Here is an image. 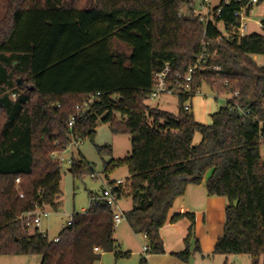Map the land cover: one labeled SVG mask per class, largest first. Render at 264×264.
Listing matches in <instances>:
<instances>
[{
  "label": "trees",
  "instance_id": "16d2710c",
  "mask_svg": "<svg viewBox=\"0 0 264 264\" xmlns=\"http://www.w3.org/2000/svg\"><path fill=\"white\" fill-rule=\"evenodd\" d=\"M249 2H219L221 12L205 24L196 15L197 0H0V256L94 264L102 252L129 255L118 251L113 209L104 201L74 212L58 241L31 231L21 218L36 206L58 209L62 163L52 153L74 140H94L102 121L114 134L130 136V153L106 162L104 172L109 178L116 168H128L117 191L119 199H132L127 222L146 236V254L165 253L161 228L175 200L209 174L208 194L228 199L214 252L264 264V64L253 58L264 55V31L240 35L236 15ZM204 52L221 69L199 71L192 93L203 84L239 90V107L224 105L204 124L184 109L188 95L178 96L177 114L147 104L155 72L169 63L174 79ZM92 96L90 109L69 128L76 105ZM97 149L112 151L109 145ZM70 171L80 177L95 172L81 153ZM183 216L191 222L185 247L173 254L188 262L201 248L198 240L192 247L193 213L171 221ZM140 264H147L146 255Z\"/></svg>",
  "mask_w": 264,
  "mask_h": 264
},
{
  "label": "rangeland",
  "instance_id": "374dc122",
  "mask_svg": "<svg viewBox=\"0 0 264 264\" xmlns=\"http://www.w3.org/2000/svg\"><path fill=\"white\" fill-rule=\"evenodd\" d=\"M220 0H212V5H218ZM201 0H197L198 9L205 11L199 7ZM186 7H183L185 12ZM264 20V3L255 5L252 9L246 23L248 24L249 30L245 35H249L255 32H263L262 26L256 22L262 23ZM253 58L259 63L264 64V55H253ZM229 95L227 93L218 92L207 84H203L200 88V92L197 93L192 99V113L197 121L204 124H210L212 121V114L218 111L221 107L226 104ZM147 104L152 107H157L166 111L177 114L179 111V99L177 95H162L158 98H148ZM118 116V115H117ZM201 139L200 134L195 137V142H199ZM109 145L112 149L111 152H105L100 154L97 146ZM69 146V145H68ZM131 151L130 136L127 133L114 134L109 127L108 123L99 121L97 132L94 136V140L91 138H84L78 146L69 147L66 151L60 150L58 153L63 157L62 162V195L58 198V209H52L47 206L50 212V216L43 219L40 231H44L49 240H53L58 237L64 227L67 226L69 216L74 212L86 211L90 207V193L102 192L105 185L109 183L108 180H126L129 177V171L126 166L116 168L107 178L104 172V164L112 159H119L126 157ZM80 153L84 158L90 162L94 167L95 177L91 175L74 176L70 167L72 162L70 160L78 158ZM262 155L264 157V146L262 147ZM110 184V183H109ZM108 184V185H109ZM224 197V196H223ZM228 201V200H227ZM132 199L123 197L119 201V206L128 210L131 207ZM194 214V213H193ZM195 216V214H194ZM187 218L189 225L191 224L190 219L186 216L181 217ZM172 216L170 217V221ZM169 220V219H168ZM226 222V210L225 220L223 221V232ZM216 225H219L218 221ZM34 228H31L33 231ZM200 233L205 243L204 252L196 251L191 257L187 264H252V258L246 254H220L215 253L213 245L211 250H208L209 237H207V229L205 227L199 228L196 232L194 228V238L198 240L200 248L202 247L200 236L196 233ZM222 232V233H223ZM117 245L122 253H129V255H120L111 252H103L101 257L95 261L94 264H140L141 258L146 255L140 254L144 251V247L147 245V239L142 234H135L130 230L128 222L123 220L119 225L116 226L114 233ZM175 241L178 237H173ZM164 242V240H163ZM194 242V241H193ZM209 242V243H208ZM183 243V239L178 241V247H174L173 251H177L179 246ZM215 244V243H214ZM164 247L166 244L164 242ZM202 250V249H201ZM172 252V251H171ZM150 254L151 257H155L154 260L161 264V254ZM158 259V260H157ZM175 264H183L178 261L170 260ZM42 256L38 254L31 255H1L0 264H41ZM264 262V259H263ZM148 264V262H147Z\"/></svg>",
  "mask_w": 264,
  "mask_h": 264
},
{
  "label": "built area",
  "instance_id": "2783aa9c",
  "mask_svg": "<svg viewBox=\"0 0 264 264\" xmlns=\"http://www.w3.org/2000/svg\"><path fill=\"white\" fill-rule=\"evenodd\" d=\"M232 1L238 2L242 0H220V2H223L225 4H229ZM257 3L258 0H250L248 4L241 6L239 11L236 12V15H238L240 18V24L238 25L237 30L242 36L245 35V33L249 30L248 24L246 23L249 16V14L247 13V9L249 5H252L254 7L255 5H257ZM199 7H201L205 11H201L197 7L195 10L196 15H198L200 20L203 21L205 24H208L209 21L213 19V16L216 14L218 15L222 10V6H219L217 10H215V6L212 5V0H201ZM256 23L260 26H263L262 23L259 21H257ZM216 54H217V50L214 51L213 56H215ZM209 57L210 55L206 52L202 53L201 55H198L196 57L195 63L192 66H190L188 71L184 74L178 73L174 79L170 78L171 69L169 63H167L162 70L155 72L154 83L149 91V97L158 98L162 95H168V94L177 95V96L188 95L187 101L184 104V109L186 111H192L193 104L191 101L193 97L200 92V88H198L194 93H192V84L199 71H203L209 68H212L214 70L221 69V66L219 65L217 66L211 65L209 63ZM225 84L228 85L229 81L226 80ZM223 93H227L229 95L225 105L233 104L239 107L238 101L236 100L240 97L239 90H235L232 93H228V92H223ZM13 96H15V94H13ZM96 99L97 98L95 96H92L82 104L76 105V113L68 121L69 128L74 127L76 117L85 115L86 112L90 109V105ZM241 111L244 115L247 114V112L245 113L244 110L241 109ZM80 142H82V140H74L69 146H67V148L64 151H66L69 147H71V145L78 146ZM52 157L58 159L61 163L63 162V157L58 152H53ZM70 161L72 162V160ZM91 176L96 178L95 174H92ZM19 180L20 179H17L18 182ZM109 183H108L109 185L107 184L103 187L102 192L100 194L90 198V205L95 203L96 201H104L105 203H107V205L113 209L114 224L116 227L123 220L127 221L125 210L119 206L120 199H119V192L117 191V188L121 186L124 187V185L126 184V180L119 179L113 181L112 183L111 182ZM20 195L21 197L24 196L22 193ZM49 216H50V212L47 209V206H42V207L36 206L35 209L24 213L21 216V218L28 227L37 228L39 230L40 227L42 226L43 219ZM72 222H73V214L69 216L67 225H71ZM40 232L43 233V235H47L44 231H40ZM53 240L58 241L59 237H55ZM95 251H100L99 247L96 246ZM144 251L145 252L147 251V246L144 247Z\"/></svg>",
  "mask_w": 264,
  "mask_h": 264
},
{
  "label": "crops",
  "instance_id": "0c3cea01",
  "mask_svg": "<svg viewBox=\"0 0 264 264\" xmlns=\"http://www.w3.org/2000/svg\"><path fill=\"white\" fill-rule=\"evenodd\" d=\"M208 176L209 174L205 177L204 181L201 184H189L187 186L186 192L175 200L173 207L169 213V220L161 228V236L166 244L165 253L161 254L162 255L161 264H175V262L173 263L170 261L171 259L183 264H187L189 262V261L183 262L173 254L175 252H180L184 249L185 247L184 239L188 234V228L190 226L187 218H182L181 220L176 222L170 221V217L175 214H183V215L187 213L195 214L194 228H196V232L198 231L199 228L205 227L207 229V237H209V241L211 240V243L208 242L209 243L207 247L208 250L212 249L213 245L216 244L218 238L223 234L222 224L223 221L225 220V210L228 204L227 201L228 199L225 196L223 197V196L208 194L206 188V179ZM217 221L219 225H216ZM129 228L130 230H132L130 225ZM135 234H142V233H135ZM196 234L200 236V241L202 245L201 251L204 252L205 243L203 241V238L201 237V234L199 232ZM142 235L143 237L146 238L144 234ZM173 237H178V240L175 241ZM181 239H183V243L179 246L177 251H173L174 247H178V241H180ZM195 241L196 240L193 237L192 247H194ZM118 251L121 252L119 247H118ZM143 253L146 254L145 251H141L140 254L144 255ZM146 258L148 264H160V262L155 261L154 260L155 257L154 258L151 257L150 254H146Z\"/></svg>",
  "mask_w": 264,
  "mask_h": 264
},
{
  "label": "water",
  "instance_id": "95a60500",
  "mask_svg": "<svg viewBox=\"0 0 264 264\" xmlns=\"http://www.w3.org/2000/svg\"><path fill=\"white\" fill-rule=\"evenodd\" d=\"M18 85L19 86H23L24 85L23 79H21V78L18 79Z\"/></svg>",
  "mask_w": 264,
  "mask_h": 264
}]
</instances>
